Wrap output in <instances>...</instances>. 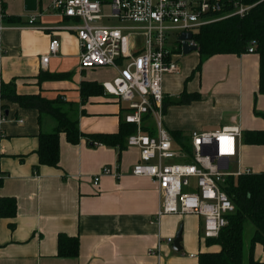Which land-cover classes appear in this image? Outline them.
Masks as SVG:
<instances>
[{
	"label": "crops",
	"instance_id": "1",
	"mask_svg": "<svg viewBox=\"0 0 264 264\" xmlns=\"http://www.w3.org/2000/svg\"><path fill=\"white\" fill-rule=\"evenodd\" d=\"M49 4L50 0H38L37 10L30 11L26 0H0V24L6 26L0 34V90L3 83L14 82L18 93L37 94L50 102L40 110L0 98L9 112L0 124L4 175L0 199L14 197L18 204L15 218L0 216V264H199L201 252L220 249L205 244L203 218L169 214L152 223L161 196L152 179L132 173L140 150L126 143L121 148L91 139L93 134L118 133L125 125L127 103L105 90L83 98L82 82L95 80L80 68L81 47L76 32L67 28L74 20ZM33 15L36 20L31 26ZM52 38L59 39V52L42 66L41 57L48 53ZM196 51L179 55V71L164 76L167 129L181 130L188 137L194 130L224 126H240L244 133L264 130L259 54L209 56L202 69L193 73L201 60ZM107 68L118 76L114 67H99ZM183 92L200 96L181 103ZM57 111L76 122L81 136L72 143L61 132L59 166L40 165L39 135L57 129ZM145 126L154 130L155 125L146 119ZM104 165L118 166L121 176L103 175L96 185L94 178ZM236 166L242 171H264V146L243 142ZM181 227V251L173 248L174 242H160L175 239ZM60 233L79 236V255H58ZM159 243L160 254H149ZM254 257L264 264L261 244L255 246Z\"/></svg>",
	"mask_w": 264,
	"mask_h": 264
},
{
	"label": "built area",
	"instance_id": "2",
	"mask_svg": "<svg viewBox=\"0 0 264 264\" xmlns=\"http://www.w3.org/2000/svg\"><path fill=\"white\" fill-rule=\"evenodd\" d=\"M49 6L74 20L67 28L76 32L81 69L108 66L119 70L117 77L102 85L106 93L127 103L124 121L136 127L126 140L127 146L140 150V160L132 173L152 179L160 193V208L151 222L159 223L169 214H195L203 218V239L218 237L229 222L228 216L236 211L224 189L228 178L251 173L249 169H231L232 164H240L244 131L240 126L192 131L189 159V153L178 147L164 123L163 79L166 73L179 71L183 33L191 32L193 38L188 42L197 45L194 34L200 27L243 16L252 5L244 0H50ZM104 19H117L119 23H99ZM35 20L33 15L31 26ZM5 28L0 24V34ZM134 30L142 31L141 45ZM172 35L178 37L169 46ZM60 45L59 39H51L48 53L41 57L42 66L59 52ZM253 50L252 45L249 51ZM7 117L0 103V124ZM146 119L153 120L154 130L146 128ZM108 174L120 177L121 171L118 166L104 165L94 183L98 185ZM3 176L0 171V181ZM163 241L172 244L174 238ZM149 254L159 255L160 243Z\"/></svg>",
	"mask_w": 264,
	"mask_h": 264
},
{
	"label": "trees",
	"instance_id": "3",
	"mask_svg": "<svg viewBox=\"0 0 264 264\" xmlns=\"http://www.w3.org/2000/svg\"><path fill=\"white\" fill-rule=\"evenodd\" d=\"M252 5L243 16L234 15L199 28L194 34L201 60L195 72L202 69L206 57L216 54H242L254 50L260 56L259 92L264 94V0H244ZM104 92L102 84L97 81H83L81 93L83 98ZM200 96L199 93L183 92L181 103H189ZM0 98L4 101L18 103L21 106L34 107L43 110L50 102L37 94H20L14 82L3 83ZM166 100V98L164 99ZM166 101L164 102L165 105ZM5 107V106H4ZM258 113V112H257ZM58 126L49 133H40L38 148L39 164L59 166L60 133L65 132L69 141L78 142L81 132L67 114L57 111L55 114ZM264 117V113H261ZM123 127L114 134H93L91 139L107 145L124 148L127 137L136 131L134 124L123 122ZM129 125V126H128ZM178 147L184 149L192 158L190 137L181 130L170 131ZM244 142L264 146V130H247ZM2 180L0 181L1 186ZM231 200L236 205V211L228 216V224L221 229L218 237L205 238L207 246L218 245L217 251H203L199 254V264H261L254 257L257 244L264 247V171L243 173L230 176L224 186ZM18 204L14 197L3 196L0 199V216L13 219L17 215ZM247 222L255 226L254 233L247 244L245 242V227ZM15 224L10 223L13 228ZM80 238L60 233L58 236V255L73 257L79 255Z\"/></svg>",
	"mask_w": 264,
	"mask_h": 264
},
{
	"label": "rangeland",
	"instance_id": "4",
	"mask_svg": "<svg viewBox=\"0 0 264 264\" xmlns=\"http://www.w3.org/2000/svg\"><path fill=\"white\" fill-rule=\"evenodd\" d=\"M106 13H109V11L107 10ZM99 23H113V24H117L119 23V21L117 19H104ZM129 24H132L131 22H127ZM137 36L138 41L140 42V45L142 43H144V39L141 36L142 31L140 32V30H134ZM176 37H178V35H172L169 38V46L173 45V40L176 39ZM197 51H193L190 54H194ZM85 75L94 79L95 81L98 80L99 82H103V81H112L113 78L116 76V72L113 68H107V69H99V67L97 68H88L85 72ZM148 122H150L152 124V122L149 120ZM154 123V122H153ZM231 169H237V166L235 164H232ZM255 230V226L253 225V223L251 222H247L246 227H245V242L248 243L254 233Z\"/></svg>",
	"mask_w": 264,
	"mask_h": 264
},
{
	"label": "water",
	"instance_id": "5",
	"mask_svg": "<svg viewBox=\"0 0 264 264\" xmlns=\"http://www.w3.org/2000/svg\"><path fill=\"white\" fill-rule=\"evenodd\" d=\"M38 8V0H26V10L35 11ZM193 38V34L191 32H185L180 36V40H182V49L184 54H189L192 51L198 50L197 45L189 44L188 40ZM6 115H9L8 110H6ZM217 154V149H216ZM183 241V227L179 229L174 239L173 248L177 251H181L183 249L182 246Z\"/></svg>",
	"mask_w": 264,
	"mask_h": 264
}]
</instances>
